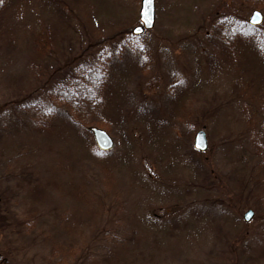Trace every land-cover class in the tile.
Instances as JSON below:
<instances>
[{
    "label": "rangeland",
    "instance_id": "374dc122",
    "mask_svg": "<svg viewBox=\"0 0 264 264\" xmlns=\"http://www.w3.org/2000/svg\"><path fill=\"white\" fill-rule=\"evenodd\" d=\"M50 1L0 12V264H264V21L260 46L242 38L264 9L156 0L134 35L142 0ZM102 50L99 103L74 124L53 90Z\"/></svg>",
    "mask_w": 264,
    "mask_h": 264
},
{
    "label": "trees",
    "instance_id": "16d2710c",
    "mask_svg": "<svg viewBox=\"0 0 264 264\" xmlns=\"http://www.w3.org/2000/svg\"><path fill=\"white\" fill-rule=\"evenodd\" d=\"M242 3L250 2L255 5V7H261L264 9V0H240ZM12 2H16V0H0V12L5 11L7 6H9ZM45 6L49 7L51 5L50 0H43ZM64 11V10H63ZM230 13V12H229ZM234 17V19L239 18L238 15H229ZM65 16L63 17V20L59 19V22L61 24L65 25L66 21H70L69 14L64 12ZM226 16V15H225ZM238 16V17H237ZM223 21V20H222ZM222 23V22H221ZM234 21L228 22V26H233ZM242 24V23H241ZM243 26H246L250 29L251 32L249 34L242 35V38L248 39L252 42L255 41V44L260 46V38L254 33L258 30V27H252L248 25L247 22H244ZM51 33L50 31L45 28L42 29L34 38L33 42L31 43V50L38 53V55H42L43 52L46 51L47 45L49 44ZM127 44H124L121 48L118 49V54L124 52L127 49ZM132 45H135L133 42L130 43L129 48L132 47ZM89 51V49H88ZM86 51L88 54H92ZM87 54V55H88ZM91 60L84 61L81 65L78 66L76 69V72L73 73L71 80H65V82H60L55 88H54V96L60 100L61 103H64L67 108L70 109L71 113V121L74 124L82 123V118L84 119L86 117L85 110L87 106H92L93 109L98 105L99 102L94 103V96H89L88 92L91 90L93 86H95L94 90L97 89V92L103 88V86L106 83V80L108 79V67L110 60L113 57V53L106 57L105 51L99 52L98 56H95L94 54L89 55ZM95 56V57H94ZM35 65V64H33ZM37 68H39V64H37ZM36 67V66H35ZM54 74H57V71L54 72ZM48 83H46L43 87L45 88ZM97 93V94H98ZM46 98H49L45 94ZM98 96V95H97ZM91 98V99H90ZM42 101L37 102L36 104H41ZM39 111H41L39 109ZM84 122V121H83ZM49 120H46L45 126L48 125ZM90 130V128H89ZM91 131V130H90ZM205 166V165H204ZM202 175H207L206 168L203 167ZM206 180H213L211 177H207ZM214 184H211V187Z\"/></svg>",
    "mask_w": 264,
    "mask_h": 264
},
{
    "label": "water",
    "instance_id": "95a60500",
    "mask_svg": "<svg viewBox=\"0 0 264 264\" xmlns=\"http://www.w3.org/2000/svg\"><path fill=\"white\" fill-rule=\"evenodd\" d=\"M156 0H152L151 4H147L146 0H142L140 10L141 25L134 29L135 34H142L146 30H151L155 26L156 22ZM147 20V22H145ZM264 21V14L260 10H254L252 16L249 19V23L253 26H259ZM95 142L102 151H110L114 148V140L111 135L104 129L93 128L92 129ZM195 148L200 151H206L208 149L207 134L204 129L199 130L195 135ZM254 216L253 210H248L244 214L245 221L249 222Z\"/></svg>",
    "mask_w": 264,
    "mask_h": 264
},
{
    "label": "snow or ice",
    "instance_id": "6c2138e0",
    "mask_svg": "<svg viewBox=\"0 0 264 264\" xmlns=\"http://www.w3.org/2000/svg\"><path fill=\"white\" fill-rule=\"evenodd\" d=\"M152 0H146L147 4H151ZM145 22H147V20H145Z\"/></svg>",
    "mask_w": 264,
    "mask_h": 264
}]
</instances>
